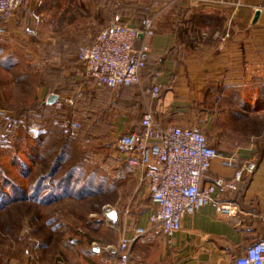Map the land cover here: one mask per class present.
Masks as SVG:
<instances>
[{
  "label": "crops",
  "instance_id": "obj_1",
  "mask_svg": "<svg viewBox=\"0 0 264 264\" xmlns=\"http://www.w3.org/2000/svg\"><path fill=\"white\" fill-rule=\"evenodd\" d=\"M31 12L43 16V23L35 26ZM114 14L130 26H138L144 18L153 20L142 83L158 82L161 94L153 101L146 97L142 107L152 109L160 124L196 128L211 146L236 156L234 168L214 160L201 180L202 187L218 177L232 179L234 171L256 154L254 141L264 135V114H251L254 108L264 107V0L239 4L230 0H41L39 6L28 0L25 9L0 18L5 30L0 37V134L4 127L21 121L13 119L12 107L18 106V95L33 72L43 78L50 64L67 59L70 49L92 44ZM30 29L36 30L35 36ZM142 42L139 35L134 48ZM76 77L85 80L81 70ZM45 88L42 85L37 91V100L46 102L51 94L61 102L69 97L61 91L45 94ZM218 102L225 105L228 117L226 129L219 130L220 140L211 134L215 117L222 114ZM62 109L63 114L71 110L75 114L71 118L82 119V113L71 107ZM137 113L116 118L115 128L122 133L135 130L128 126ZM249 126L256 129L250 133ZM119 157L126 167L125 155ZM256 163L255 172L243 178L238 192L219 196L222 205L230 207L229 214L204 206L182 218L170 243L151 233L135 236V229L148 228L155 206L148 182L141 184V172L127 166V174L121 177L132 196L126 208L114 211L117 221H106L116 233L114 240L97 251L94 247L89 264H113L124 255L130 264H235L246 248L264 241V148ZM122 237L130 241L127 252L118 250Z\"/></svg>",
  "mask_w": 264,
  "mask_h": 264
},
{
  "label": "rangeland",
  "instance_id": "obj_2",
  "mask_svg": "<svg viewBox=\"0 0 264 264\" xmlns=\"http://www.w3.org/2000/svg\"><path fill=\"white\" fill-rule=\"evenodd\" d=\"M72 49L67 59L50 64L43 78L33 72L18 95V106L12 107L14 114L23 108L39 113H30L24 123L18 121L16 132L4 127L0 134L4 136L0 140V264H89L93 248L99 250L116 234L106 223L105 211H121L132 196L121 177L127 166H122L115 151V140L125 134L115 128L116 118L138 111V118L128 126L133 129L146 111L143 92L152 85L143 82L132 89L108 91L88 79L80 82L76 77L77 71L82 72L80 48ZM42 85L45 94L64 89L84 94V101L71 107L82 113L83 129L76 138L61 130L64 117H75L71 110L68 115L54 105L40 110L45 100H37L36 94ZM125 107L129 112H124ZM217 108L222 114L215 117L211 134L220 140L219 130L226 129L228 117L223 103L218 102ZM256 113L264 114V107L251 110ZM252 129L256 127L249 126L250 133ZM261 129L264 133L263 125ZM262 136L254 141L257 151L250 159H259ZM37 180L40 190L35 189Z\"/></svg>",
  "mask_w": 264,
  "mask_h": 264
},
{
  "label": "built area",
  "instance_id": "obj_3",
  "mask_svg": "<svg viewBox=\"0 0 264 264\" xmlns=\"http://www.w3.org/2000/svg\"><path fill=\"white\" fill-rule=\"evenodd\" d=\"M37 5L41 0H35ZM239 4L243 0H230ZM28 0H0V18L13 16L27 7ZM35 26L43 23L41 15L30 13ZM32 36L35 29L28 30ZM5 30L0 27V37ZM141 36L144 42L138 48L134 44ZM154 35L151 18L143 19L138 26H130L118 14L111 16L107 25L98 32L94 42L78 51L85 79L93 81L97 87L118 91L123 87H138L146 67L150 46L147 42ZM161 85L156 82L143 92L144 97L157 100ZM82 98L78 90L63 102L57 99L54 107L63 105L74 107ZM141 132L132 130L115 140V151L125 155L128 167L141 172L140 183L148 182V193L155 210L148 218V228L135 229V236L151 233L170 243L180 230L184 216L193 215L202 207L211 205L219 214H229L230 207L222 205L219 196L239 191V184L245 176L256 170V160L251 159L234 171L230 180L215 178L211 184L201 187L204 174L214 160L222 166L235 167L237 160L233 154H224L211 146L206 136L196 128L164 126L154 118L152 109L140 116ZM82 129L79 118H64L61 130L65 136L76 138ZM87 143L88 140H83ZM130 241L122 237L119 252H127ZM138 260V259H136ZM127 255L113 264H130ZM235 264H264V241L256 242L245 249L243 255L235 259Z\"/></svg>",
  "mask_w": 264,
  "mask_h": 264
},
{
  "label": "trees",
  "instance_id": "obj_4",
  "mask_svg": "<svg viewBox=\"0 0 264 264\" xmlns=\"http://www.w3.org/2000/svg\"><path fill=\"white\" fill-rule=\"evenodd\" d=\"M144 19H146V18H144ZM143 19H141L140 21H139V23L142 21ZM77 58H78V53H77ZM146 64H147V62H146ZM145 70H146V67H145ZM144 70V71H145ZM144 73V72H143ZM131 87H123V90L124 89H130ZM103 89V88H102ZM106 90V89H105ZM62 93H66V94H68V96H71V95H73L75 92H73L72 93V91H70V90H67V89H64V90H60ZM108 91H111V90H108ZM55 92V91H54ZM84 101V94L82 93V98L80 99V101ZM118 106L120 105V104H117ZM52 107V105H47L46 104V102H44V104H42L41 105V108H40V110L41 111H43L44 109H49V108H51ZM120 107V106H119ZM121 108V107H120ZM125 111L124 112H129V108H123ZM39 111V110H38ZM33 114V113H36L33 109H30V108H23V109H20L16 114H14L13 115V119H21V121H23V123L24 122H26V121H28L29 120V118H30V115L29 114ZM39 112H37L36 114H38ZM135 113V112H134ZM131 114H133V113H131ZM134 119H137V118H134ZM139 119H140V117H139ZM139 119H138V121H137V125L134 127L135 128V131H138V132H141V128H140V126H139ZM22 123V122H21ZM15 124H12L9 128H8V132L9 131H11V132H16V130H15V128H16V126H14ZM82 129H83V124H82ZM81 129V130H82ZM130 131H132V130H130ZM130 131H128V132H130ZM127 132V133H128ZM126 134V133H125ZM6 135V134H5ZM124 135V134H123ZM2 139H0L1 141H3L4 140V136H0ZM63 151H61V153H62ZM58 160H61V158H59L58 157ZM53 175V174H52ZM41 181L40 180H37V183H36V186H35V189L36 190H40V188H41ZM202 187V186H201ZM150 201H151V199H150ZM34 221H38V217H35L34 218ZM38 232H40L41 230L39 229V230H37ZM7 264V263H6Z\"/></svg>",
  "mask_w": 264,
  "mask_h": 264
},
{
  "label": "water",
  "instance_id": "obj_5",
  "mask_svg": "<svg viewBox=\"0 0 264 264\" xmlns=\"http://www.w3.org/2000/svg\"><path fill=\"white\" fill-rule=\"evenodd\" d=\"M258 12H256L255 14V18L257 17ZM58 97L55 94H51L50 96H48L47 100H46V104L47 105H54L57 101ZM106 216L107 218H109L112 221H117V213L111 210H106ZM95 251H97V248H95Z\"/></svg>",
  "mask_w": 264,
  "mask_h": 264
}]
</instances>
